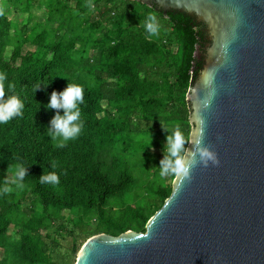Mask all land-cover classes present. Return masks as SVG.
<instances>
[{
  "label": "trees",
  "instance_id": "trees-1",
  "mask_svg": "<svg viewBox=\"0 0 264 264\" xmlns=\"http://www.w3.org/2000/svg\"><path fill=\"white\" fill-rule=\"evenodd\" d=\"M2 1L0 72L7 74L6 84L13 86L24 109L22 116L0 125V187L8 180L13 188L10 194L0 195V249L4 252L0 264L51 263L52 223L65 220L66 210L76 215L72 225L62 223L66 232L75 235V254L78 232L90 235L86 241L100 233L146 232L149 220L173 191V184H166L167 177H161L158 168L171 132L164 130L136 145V161L122 150L133 141L137 107L139 118L147 123L166 128L191 123L187 94L205 65L210 44L206 25L188 12L165 13L135 0H120L119 5L118 0H46L45 25L35 19L36 0ZM4 3L29 14L23 24L9 18ZM88 3L94 7L88 8ZM90 10L91 23L109 21L111 25L105 58L85 56L78 46L86 39L77 18ZM150 13L157 17L159 33H170L175 41L167 44V50L158 35L149 36L143 27ZM33 19L37 22L31 25ZM69 81L84 88V128L77 140L59 147L47 129L56 110L46 105L52 92H62ZM37 85L41 87L36 90ZM114 112L126 118L116 119ZM18 163L29 168L23 190L16 189L8 177ZM138 167L154 171L155 177L148 182L145 197L139 194L141 200L138 195L130 200L141 186L134 173ZM53 171L60 177L58 185L40 183V176ZM24 202H39L43 213L24 208ZM11 226L18 237L10 234Z\"/></svg>",
  "mask_w": 264,
  "mask_h": 264
},
{
  "label": "water",
  "instance_id": "water-1",
  "mask_svg": "<svg viewBox=\"0 0 264 264\" xmlns=\"http://www.w3.org/2000/svg\"><path fill=\"white\" fill-rule=\"evenodd\" d=\"M207 27L205 65L190 88L198 128L218 166H195L146 232L91 236L77 264H264V0H135Z\"/></svg>",
  "mask_w": 264,
  "mask_h": 264
},
{
  "label": "clouds",
  "instance_id": "clouds-1",
  "mask_svg": "<svg viewBox=\"0 0 264 264\" xmlns=\"http://www.w3.org/2000/svg\"><path fill=\"white\" fill-rule=\"evenodd\" d=\"M88 8H93L91 3L87 4ZM0 15H3L0 12ZM145 31L149 36H156L160 31V25L155 14L150 13L142 22ZM8 76L0 72V125H5L16 117L23 115L24 103L14 93L11 84H6ZM48 84H44L46 87ZM41 85H37L36 90ZM84 88L81 85L71 83L62 91H53L50 101L46 105L49 110H56V115L50 121L48 132L53 140L59 141L58 146L64 147L67 142L77 140L83 132L84 120L82 118L81 106L84 104ZM62 113V114H61ZM171 134L167 136L165 145V156L161 160L159 169L161 177L176 176L183 181L191 178L192 169L203 164L205 167L218 166L215 155L203 146V129L198 128L194 138V151L186 150V139L179 128L169 129ZM57 164L52 163V168ZM29 175V168L22 163L15 166V173L12 183L16 189L23 190L25 178ZM40 183H48L53 186L60 183L59 175L53 171L40 176ZM13 191L9 186V181H4V186L0 187V195H7Z\"/></svg>",
  "mask_w": 264,
  "mask_h": 264
},
{
  "label": "rangeland",
  "instance_id": "rangeland-1",
  "mask_svg": "<svg viewBox=\"0 0 264 264\" xmlns=\"http://www.w3.org/2000/svg\"><path fill=\"white\" fill-rule=\"evenodd\" d=\"M0 3H3L2 0H0ZM121 4V1L118 0L117 5ZM46 7V0H36V16L35 19H38V22H41L42 24H46V12L44 10V8ZM93 10V9H92ZM92 10L87 11L86 13L81 15L79 14L78 18H77V23L78 25H81V33L82 36L86 39L85 42L82 41V44L79 43L78 46L82 48V53L85 56L88 57H95L97 55L103 56L105 58L106 56V48H107V42H106V38L107 36H109V31H110V22L109 21H105L102 23H91L88 19L89 16L91 15V13L93 12ZM3 11H7L8 16L10 19H13L14 21H18L17 23L19 25L23 24L24 18H28V13L27 12H23L20 11L19 6H15L13 5L12 7H10V4H5L4 3V8ZM117 12H119V8L117 9ZM116 12V14H117ZM114 14V13H113ZM133 20H135V17H133ZM35 21L33 19V21L30 23L31 25L35 24ZM158 37L161 38V43H163L165 46V50H167L168 46L167 44L170 45V43L175 42L172 38V36H170V33L167 34L166 32H160L158 34ZM112 38L114 39L113 41H117V36L116 35H112ZM168 41V42H167ZM115 42H112L111 44L113 45ZM10 52V50H9ZM81 53V54H82ZM122 54V53H120ZM107 61V59H106ZM93 62V61H92ZM142 76H144V73H142ZM154 78H158L161 79V77L159 76H155ZM96 79V78H95ZM98 82V80H96ZM104 106L108 105L107 101H104ZM115 108H112L111 111H114ZM115 115H117V113L114 112ZM103 114H101L102 116ZM133 115L136 117V119H134V125L132 126V133H135L134 137H133V141L132 143H130L129 145H124L123 148V153L126 154L131 160L136 161V159L139 158V152L136 150L135 146L138 145L141 142H148L151 141L153 139H155V137L162 131L164 130H169V129H175V128H179L182 133L185 136V139L187 140V144L188 146H186V150H188V147L191 143V134L193 132V124H185L182 126H176V127H169L166 128L164 126V124H157L155 122H145L143 120H141L139 117L141 116V110L140 107H137L135 109V112L133 113ZM131 115V116H133ZM138 116V117H137ZM116 119L119 120H123L126 117H123V115L119 114L115 117ZM137 121V122H135ZM124 139V138H123ZM138 152V153H137ZM14 173L15 170L9 174V180L12 182L13 178H14ZM135 175H137L140 180H141V186L137 188L136 193L132 194L131 196H129L130 200H133V198L135 197V195H138L139 200H141V197L139 196V194L142 195V197H145L147 195V191H146V186L148 184L149 181H152L155 177L154 171H152L151 173H147L145 172L141 167L135 168L134 170ZM175 180V177L173 176H168L167 179L165 180L166 184H173V181ZM22 206L24 208H32L36 211H38L39 213H43V206L39 203V202H35V203H28V202H24L22 204ZM63 215L65 216V220H59L55 223H52V229H51V235L52 238L50 240V256H51V263H55V264H77V260H78V256L79 253L81 251V249L83 248V245L86 241V239L90 236L88 234H81V233H77V244L79 246V251L75 254L73 252V245H74V237L75 235L70 234L68 232H66L63 228H62V223H67L69 225H72L71 221L74 220L76 218V215L74 213H71L69 210H66L63 212ZM63 221V222H62ZM65 221V222H64ZM10 234H13L15 237H18V231L17 229L14 228V226H11L9 229ZM47 231H43L44 235H47ZM4 256V252L2 249H0V258Z\"/></svg>",
  "mask_w": 264,
  "mask_h": 264
}]
</instances>
